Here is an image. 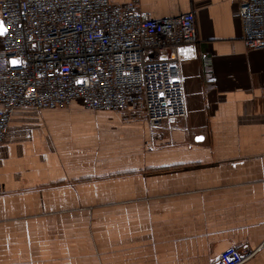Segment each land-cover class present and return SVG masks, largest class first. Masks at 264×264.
<instances>
[{
	"label": "crops",
	"instance_id": "crops-1",
	"mask_svg": "<svg viewBox=\"0 0 264 264\" xmlns=\"http://www.w3.org/2000/svg\"><path fill=\"white\" fill-rule=\"evenodd\" d=\"M139 9L193 12L185 118L151 128L79 103L13 110L0 145V264H216L230 247L264 264V53L244 47L232 0Z\"/></svg>",
	"mask_w": 264,
	"mask_h": 264
},
{
	"label": "built area",
	"instance_id": "built-area-1",
	"mask_svg": "<svg viewBox=\"0 0 264 264\" xmlns=\"http://www.w3.org/2000/svg\"><path fill=\"white\" fill-rule=\"evenodd\" d=\"M247 50L264 53V0H232ZM0 145L13 110L132 112L151 127L186 116L180 65L197 60L193 12L154 19L139 0H0ZM255 251L230 247L216 264Z\"/></svg>",
	"mask_w": 264,
	"mask_h": 264
},
{
	"label": "water",
	"instance_id": "water-1",
	"mask_svg": "<svg viewBox=\"0 0 264 264\" xmlns=\"http://www.w3.org/2000/svg\"><path fill=\"white\" fill-rule=\"evenodd\" d=\"M2 29H4V28H2V26L0 25V36H3L5 33V31H3Z\"/></svg>",
	"mask_w": 264,
	"mask_h": 264
},
{
	"label": "snow or ice",
	"instance_id": "snow-or-ice-1",
	"mask_svg": "<svg viewBox=\"0 0 264 264\" xmlns=\"http://www.w3.org/2000/svg\"><path fill=\"white\" fill-rule=\"evenodd\" d=\"M3 31H6V29H2Z\"/></svg>",
	"mask_w": 264,
	"mask_h": 264
}]
</instances>
